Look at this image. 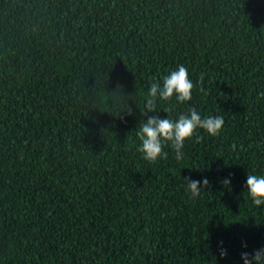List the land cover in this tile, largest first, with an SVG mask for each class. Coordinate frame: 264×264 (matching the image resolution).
Listing matches in <instances>:
<instances>
[{
	"label": "trees",
	"instance_id": "trees-1",
	"mask_svg": "<svg viewBox=\"0 0 264 264\" xmlns=\"http://www.w3.org/2000/svg\"><path fill=\"white\" fill-rule=\"evenodd\" d=\"M180 64L192 99L148 115L225 123L150 163L141 109ZM248 173L264 175V0H0V264H244L264 248ZM184 177L209 184L191 198Z\"/></svg>",
	"mask_w": 264,
	"mask_h": 264
},
{
	"label": "clouds",
	"instance_id": "clouds-1",
	"mask_svg": "<svg viewBox=\"0 0 264 264\" xmlns=\"http://www.w3.org/2000/svg\"><path fill=\"white\" fill-rule=\"evenodd\" d=\"M200 79L202 82L203 76ZM194 88L195 85L189 78V71L183 64L178 65L176 69L165 75L162 85L160 82L150 84L144 108L141 109V113L146 118L140 123L136 132V137L140 141L137 150L148 162L155 163L158 159L167 158L168 153L164 151L165 144H169L175 150L176 159L181 160L184 157L185 141L196 135L197 129H203L211 136H217L222 130L225 123L222 115L202 117L194 107H190L187 113H181L175 120L169 119L168 116L161 119L156 115H148V113L156 112L157 99L170 101L175 97L177 102L185 103L192 99ZM200 91L203 92L204 88L201 87ZM128 114H132L131 110ZM199 139L200 137L197 136V140ZM183 180L191 198L198 197L209 184L207 178L203 179L202 185L201 181L192 180L189 177H184ZM221 183L228 186L230 179L226 178ZM246 190L254 205H264V175L248 173ZM222 244L221 241L219 254L221 257H225L227 250L222 247ZM241 257L244 264H264V248L254 250L251 254L242 252Z\"/></svg>",
	"mask_w": 264,
	"mask_h": 264
}]
</instances>
